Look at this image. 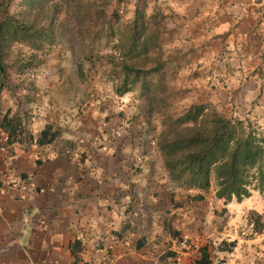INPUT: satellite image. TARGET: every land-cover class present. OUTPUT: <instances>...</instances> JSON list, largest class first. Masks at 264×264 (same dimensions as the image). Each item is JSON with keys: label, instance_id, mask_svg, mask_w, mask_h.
<instances>
[{"label": "crops", "instance_id": "1", "mask_svg": "<svg viewBox=\"0 0 264 264\" xmlns=\"http://www.w3.org/2000/svg\"><path fill=\"white\" fill-rule=\"evenodd\" d=\"M206 1L214 12L205 15L230 38L250 32L259 20L249 16L264 11L263 0L173 3L181 11ZM81 81L34 112L43 118H33L30 145L6 142L0 128V264H201L204 250L206 264H264V231L245 238L238 228L246 213L264 217V192L226 203L214 183L204 200L189 201L198 192L162 167L146 98L136 92L125 109V96L113 93L122 106L80 112Z\"/></svg>", "mask_w": 264, "mask_h": 264}, {"label": "rangeland", "instance_id": "2", "mask_svg": "<svg viewBox=\"0 0 264 264\" xmlns=\"http://www.w3.org/2000/svg\"><path fill=\"white\" fill-rule=\"evenodd\" d=\"M135 1L84 0L82 4L85 7L81 13L86 15L85 19H81L79 29L74 30L76 27L71 24L75 39L86 42L100 31L103 35L106 20L96 22L97 13L101 9L105 18L107 14L112 16L118 12L122 17L120 24L128 22L133 17ZM174 1L148 0L147 14H159V21L162 24L160 30L163 32L160 35V44L163 46L162 62H167L168 65L165 82L166 92L168 91L166 114L155 116V120L149 123L151 130L158 135L163 130L164 119L179 116L193 104L210 102L225 116L247 118L264 133V11H261L260 15L255 12L249 16L251 22L259 20L258 25L252 24L250 32L239 31L238 35L237 28V34L230 38L231 32L229 35L225 33L223 23L219 28L218 21L209 20L208 15H205L214 12L212 7L209 13L210 5L207 1L197 2L194 9L191 6L183 8L180 6L181 11L175 7ZM70 2L72 7H79L77 1ZM59 4L60 10L64 9L63 12L71 6L69 2L63 0H60ZM51 6L45 3L42 5L44 9L38 7L32 9L24 0H0V19L7 9L17 22L51 32L49 29L52 18ZM67 19V14H61L62 23ZM68 20L72 22L70 18ZM240 22L241 19H236L232 24L238 26ZM97 25L104 26L100 29L96 27ZM119 25L116 24L114 27L118 29ZM54 27L57 31L67 30L59 23ZM67 31L71 32L69 29ZM57 42V45L51 47L48 41H44L41 50H33L28 42H7L4 49L5 62L9 66L12 84L10 89H5L0 94V118L9 109L12 117L22 114L32 125L35 124L33 118L43 117L34 112L51 103L54 99H51L53 93L57 98L59 93L73 91L70 89L73 87L72 79L77 76L80 62L84 63L86 82L85 80L78 82L73 93L78 96L87 89L92 93L91 98L85 102L77 101L78 107L82 109L80 112H86L91 107H112L115 101L118 102L115 106L128 104L127 107H131V103H134L133 98L137 97L136 92L140 90L137 89L133 95L125 96L127 101L121 105V99L113 96L115 85L108 75L112 69L108 56L115 59L119 54L118 50L114 49L116 40L111 42L104 38L98 45L99 50L94 47L93 51L87 52L89 57L93 55V62L81 58L83 56L81 55L79 64L75 62L74 51H69L67 44L62 40ZM96 55L102 56L104 60L102 58L101 61L96 60ZM171 57L175 58L173 64L169 65L168 60ZM37 90L47 92L40 104L37 103ZM30 99L35 103H30ZM124 108L126 109V106ZM213 187L216 191L215 184ZM238 228L245 238L263 233L264 217L255 212L246 213ZM217 258L215 255V262L218 261Z\"/></svg>", "mask_w": 264, "mask_h": 264}, {"label": "trees", "instance_id": "3", "mask_svg": "<svg viewBox=\"0 0 264 264\" xmlns=\"http://www.w3.org/2000/svg\"><path fill=\"white\" fill-rule=\"evenodd\" d=\"M24 1L32 9L37 7L44 9L42 5L45 3L52 5L49 26L51 32H44L42 28L17 22L7 9L4 10L3 18L0 19V94L5 89H10L12 84L9 78V66L5 62L4 49L8 41L28 42L33 50H41L44 41H48L53 47L58 44L56 41L62 40L67 44L69 51H74L75 62L79 64L81 55H83L81 58L93 62V55L89 57L87 52L93 51L94 47L98 49L99 43L106 38V41L116 40L114 49L119 52L115 59H111L113 56H108L112 65L108 75L114 82L116 95L124 97L139 89V96L148 98L146 103H149L151 115L166 114L167 62H162L163 46L160 44L162 24L159 21V14H147L148 0H136L133 17L123 24H120L122 17L118 12L112 16L107 14L105 18L103 10L99 7L101 10L97 13L96 22L105 19L106 30L103 35L102 31L93 34V39L86 42L75 39L71 30V24L76 27L74 30L79 29L81 19L86 17L81 13L82 8L85 7L82 4L84 0H73L78 2V8L72 7L70 2L72 0H63L71 4L64 12V9L60 10V0ZM61 14H67L68 19L70 18L74 23L68 19L62 23ZM114 19L116 21L113 22ZM58 23L71 32L57 31L54 26ZM115 23L120 24L118 26L120 28H115ZM99 25L96 27L100 28ZM101 58L102 56H95L96 60L101 61L103 59ZM173 58L175 57L168 60L169 65L173 64ZM77 68V75L84 81L86 77L84 63L80 62ZM37 95V103L40 104L47 92L37 90ZM91 96L92 93L87 89L81 100L85 102ZM29 101L35 103L31 99ZM30 125V121L22 114L11 117L10 111L0 118V128L6 133L8 143L11 144L30 145L34 142L35 137L30 131ZM51 130L47 127L38 136L37 142L43 144L44 133ZM52 138L53 136L49 140ZM154 144L162 167L169 178L182 189L198 192L193 197H189V201L204 200V194L210 192L214 183L217 198L225 200L226 203H230L234 198L242 202L251 197L253 190L264 192V133L247 118L227 117L210 102L196 103L179 116H169L164 119L163 130L155 135ZM232 247L235 245L232 244ZM208 261L209 256L204 250L201 264H206Z\"/></svg>", "mask_w": 264, "mask_h": 264}, {"label": "built area", "instance_id": "4", "mask_svg": "<svg viewBox=\"0 0 264 264\" xmlns=\"http://www.w3.org/2000/svg\"><path fill=\"white\" fill-rule=\"evenodd\" d=\"M7 137V136H6ZM7 140H8V137L6 138V142H7Z\"/></svg>", "mask_w": 264, "mask_h": 264}]
</instances>
